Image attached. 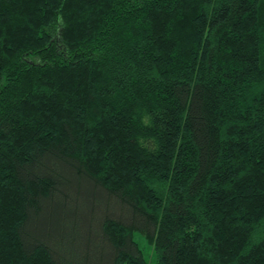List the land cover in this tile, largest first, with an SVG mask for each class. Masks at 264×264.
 Listing matches in <instances>:
<instances>
[{"label":"trees","instance_id":"1","mask_svg":"<svg viewBox=\"0 0 264 264\" xmlns=\"http://www.w3.org/2000/svg\"><path fill=\"white\" fill-rule=\"evenodd\" d=\"M264 264V0H0V264Z\"/></svg>","mask_w":264,"mask_h":264},{"label":"rangeland","instance_id":"2","mask_svg":"<svg viewBox=\"0 0 264 264\" xmlns=\"http://www.w3.org/2000/svg\"><path fill=\"white\" fill-rule=\"evenodd\" d=\"M134 233V240L137 242L145 261L147 262V264L153 263L156 259V255L153 251L152 246L145 240L143 235L138 232Z\"/></svg>","mask_w":264,"mask_h":264}]
</instances>
